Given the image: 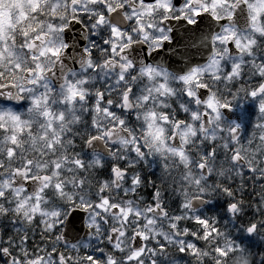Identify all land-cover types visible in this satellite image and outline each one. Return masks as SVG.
<instances>
[{"label": "snow or ice", "instance_id": "snow-or-ice-1", "mask_svg": "<svg viewBox=\"0 0 264 264\" xmlns=\"http://www.w3.org/2000/svg\"><path fill=\"white\" fill-rule=\"evenodd\" d=\"M0 264H264V0H0Z\"/></svg>", "mask_w": 264, "mask_h": 264}, {"label": "rangeland", "instance_id": "rangeland-1", "mask_svg": "<svg viewBox=\"0 0 264 264\" xmlns=\"http://www.w3.org/2000/svg\"><path fill=\"white\" fill-rule=\"evenodd\" d=\"M250 107H249V111H246L245 113H243L242 116V126L247 130L248 128H250L251 122L255 117V113L252 109V106L255 108V105L250 103Z\"/></svg>", "mask_w": 264, "mask_h": 264}, {"label": "water", "instance_id": "water-1", "mask_svg": "<svg viewBox=\"0 0 264 264\" xmlns=\"http://www.w3.org/2000/svg\"><path fill=\"white\" fill-rule=\"evenodd\" d=\"M242 109H243V106H239V107L234 108L232 112L226 111L225 116L230 122L235 120L236 122L240 123Z\"/></svg>", "mask_w": 264, "mask_h": 264}, {"label": "flooded vegetation", "instance_id": "flooded-vegetation-1", "mask_svg": "<svg viewBox=\"0 0 264 264\" xmlns=\"http://www.w3.org/2000/svg\"><path fill=\"white\" fill-rule=\"evenodd\" d=\"M239 105H241V104H239ZM239 105H236L235 107H237V106H239ZM243 106V110H244V112H245V106H244V104L242 105ZM251 105H250V103L248 104V111H249V107H250ZM251 110H253L254 111V113H255V108L252 106V109ZM243 112V113H244ZM243 116V115H242ZM241 123H242V120H241Z\"/></svg>", "mask_w": 264, "mask_h": 264}, {"label": "trees", "instance_id": "trees-1", "mask_svg": "<svg viewBox=\"0 0 264 264\" xmlns=\"http://www.w3.org/2000/svg\"><path fill=\"white\" fill-rule=\"evenodd\" d=\"M248 104H249V103H245V104H244V106H245V112L248 111ZM237 105H239V104H237Z\"/></svg>", "mask_w": 264, "mask_h": 264}]
</instances>
